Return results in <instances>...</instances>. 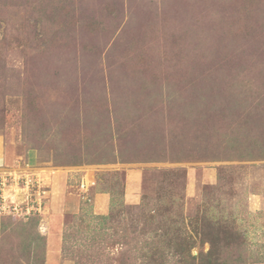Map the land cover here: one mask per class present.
Masks as SVG:
<instances>
[{
	"label": "rangeland",
	"instance_id": "1",
	"mask_svg": "<svg viewBox=\"0 0 264 264\" xmlns=\"http://www.w3.org/2000/svg\"><path fill=\"white\" fill-rule=\"evenodd\" d=\"M0 141V264H264V0H0Z\"/></svg>",
	"mask_w": 264,
	"mask_h": 264
},
{
	"label": "built area",
	"instance_id": "2",
	"mask_svg": "<svg viewBox=\"0 0 264 264\" xmlns=\"http://www.w3.org/2000/svg\"><path fill=\"white\" fill-rule=\"evenodd\" d=\"M15 172L16 171H14V173L11 174L12 175V179L14 180V178H15V180H18V177H16V174L17 173L15 174ZM27 180H26V177H25L24 178V181H26V183H25L26 186L19 187L21 190H26V189L29 190V188L31 186V182H30V185H29V182ZM16 185H19V184L16 183ZM38 186H39V190L43 189L39 183H38ZM16 188H18V187H16ZM43 192H44V190H43ZM16 193H17L16 192V189L14 188V194H9V193H8L9 195L6 194L8 197H10V198L13 199L12 200L13 201L12 203H14V204H10L8 202V199L6 198L5 193H0V211H2L4 213H9V214H16V215H24V216H26V215H31L33 211L35 213L36 210L37 211H41L42 210L43 204L38 199V202L34 206H32V207H26V209L24 211L21 210L22 211V213H21V211H19L20 210V207H21V204L19 205V203H15L14 202V201L17 200V194ZM13 195H16L15 198H14Z\"/></svg>",
	"mask_w": 264,
	"mask_h": 264
},
{
	"label": "crops",
	"instance_id": "3",
	"mask_svg": "<svg viewBox=\"0 0 264 264\" xmlns=\"http://www.w3.org/2000/svg\"><path fill=\"white\" fill-rule=\"evenodd\" d=\"M11 161L10 155L5 151V148L1 145L0 141V169L6 164H9Z\"/></svg>",
	"mask_w": 264,
	"mask_h": 264
}]
</instances>
